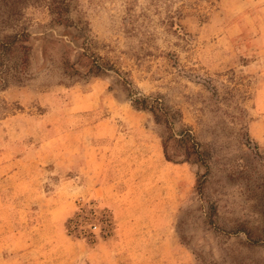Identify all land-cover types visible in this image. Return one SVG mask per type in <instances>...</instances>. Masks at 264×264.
I'll use <instances>...</instances> for the list:
<instances>
[{
  "label": "rangeland",
  "instance_id": "1",
  "mask_svg": "<svg viewBox=\"0 0 264 264\" xmlns=\"http://www.w3.org/2000/svg\"><path fill=\"white\" fill-rule=\"evenodd\" d=\"M49 1L0 0V38L26 30L32 45L27 79L0 90V180L15 163L3 167V162L37 148V156L28 157L53 164L49 172L40 171L52 188L67 167L80 174L78 143L88 155L114 143L108 173L119 176L116 195L130 227L121 229L113 208L90 196L80 202L105 205L115 221L114 235L95 244L67 235L98 253L97 261L103 260V246L91 245L114 244L122 235L131 254L122 256L121 264H199L196 251L207 261L228 264L226 249L238 245L219 228L242 221L255 235L264 232V0H67L73 23L86 27L89 50L125 72L141 93L161 95L182 115L176 128L188 126L207 144L211 158L202 193L195 183L204 169L149 165L156 158L151 143L161 140L164 128L149 112L135 109L112 76L62 72L60 60L73 46L72 37L50 24ZM82 127L79 136L74 131ZM54 134L60 136L54 144L63 149L44 143ZM162 206L170 213L164 229H155L163 215L150 212ZM12 216V230L28 217ZM85 250L76 248L73 264H90ZM242 252L264 264L261 247Z\"/></svg>",
  "mask_w": 264,
  "mask_h": 264
},
{
  "label": "crops",
  "instance_id": "2",
  "mask_svg": "<svg viewBox=\"0 0 264 264\" xmlns=\"http://www.w3.org/2000/svg\"><path fill=\"white\" fill-rule=\"evenodd\" d=\"M85 130L86 127H82L74 132L81 136ZM121 134L118 132V136ZM129 134L130 132L126 133V136L129 137ZM58 139L60 140V136L54 134L44 143L63 149L60 146L61 144L59 146L54 144ZM152 142L155 144L151 143V145L156 146L154 150L156 158L152 159L154 165H152L153 163H149V165L154 168L156 166L165 167L169 162L163 156L160 140L156 141L154 139ZM108 145L110 148H107L106 151L102 152L101 149H96L92 154L88 155V149L85 144L83 142L78 143L76 147H78L77 158L80 165L77 167L80 168V174H77V171H73L75 169L74 166L67 167L68 171L63 174V178L54 179L55 182L52 184V188L46 186V178H43L40 171L49 172L54 169L52 167L53 164L42 162L36 157L34 159L28 157L30 152H35L33 154L37 156V148L28 147L25 149V154L21 153L14 160L3 162V167L8 166L9 163H15L13 167H10L9 171H12L5 173L0 180V186H3L0 189V228L2 227L3 230L0 233V253L2 252L0 264H48L54 262L73 264L76 257L71 256L72 253H75L76 248L77 251L85 250V246L81 247L78 240H74L67 235L65 221L75 212L80 198L100 197L105 204L113 208L121 224V229L130 227L131 222L125 221L121 216L123 204L119 201L118 195H116V183L119 176L115 173L113 176L108 173V170L112 169L114 165L111 160L114 155L110 152L114 147V143L112 147L111 143ZM60 163L56 162V164ZM20 166L23 167L20 169ZM15 167H17L16 170ZM21 171L25 172L22 173ZM94 171H97V174ZM32 183H34V188H32ZM26 192L29 193L27 194ZM30 192L36 193L32 195ZM32 196L36 199L38 198V200L32 203L23 202L26 198ZM41 196L47 197L48 203H43ZM16 198L18 200L14 202ZM150 213L163 215L161 221H159L160 223L152 227L164 229L166 224L165 216L167 217L170 211L162 206ZM23 214L28 215L27 219L18 220L17 222L19 223L12 230L11 220H14L15 217L12 215L21 217ZM141 228V226H137V229ZM115 241L114 244L112 241L109 245H100V243L104 242L91 245L96 248L103 246L101 247V252L103 253H100L101 255L104 254L100 256L103 260L97 261L98 253L93 252V249L87 250L88 248L85 250V260L89 261L90 264H97L98 262H101V264H121L122 256H129L128 253L131 254V252L124 246L122 235L116 238ZM14 247H16L17 251L10 250ZM54 252H57V255H53ZM75 254L76 256L78 255L77 253ZM132 254L135 255L134 253ZM174 262L176 261L174 260Z\"/></svg>",
  "mask_w": 264,
  "mask_h": 264
},
{
  "label": "trees",
  "instance_id": "3",
  "mask_svg": "<svg viewBox=\"0 0 264 264\" xmlns=\"http://www.w3.org/2000/svg\"><path fill=\"white\" fill-rule=\"evenodd\" d=\"M51 14V25H59L72 37L73 46H69L60 60L62 72L69 76H81L82 74L94 76H112L115 83L127 94L132 106L137 110L150 113L153 121L164 128L161 136L163 156L167 162L189 163L200 169L195 187L198 193H202L206 174L209 170L211 151L206 143L200 142L186 125H179L182 115L165 102L159 94H144L134 87L131 79L125 72L118 70L110 61L90 51L87 40L86 27L74 24L70 17L73 10L67 0H51L48 3ZM72 34V35H71ZM83 38L81 43L78 39ZM30 33L26 30L16 31L0 38V90L11 83H17L27 79L30 52L32 45L29 44ZM72 57V58H71ZM210 86V82H203ZM211 89V86L209 87ZM216 215V210H212ZM210 223L214 224L211 212ZM228 239L235 238L237 248L226 249L224 262L228 264H261L260 260L242 252V249L253 250L261 247L264 250V232L255 235L254 230L247 227L245 222L239 221L230 229L219 228ZM244 235V238L241 236ZM241 248V250L239 249ZM199 264H218L215 259L207 261L200 252H194ZM226 264V263H225Z\"/></svg>",
  "mask_w": 264,
  "mask_h": 264
},
{
  "label": "built area",
  "instance_id": "4",
  "mask_svg": "<svg viewBox=\"0 0 264 264\" xmlns=\"http://www.w3.org/2000/svg\"><path fill=\"white\" fill-rule=\"evenodd\" d=\"M78 200L77 211L69 217L67 233L84 238L91 244L110 239L115 233V221L105 205L88 202L86 205Z\"/></svg>",
  "mask_w": 264,
  "mask_h": 264
}]
</instances>
